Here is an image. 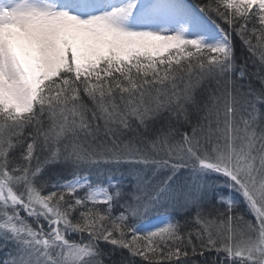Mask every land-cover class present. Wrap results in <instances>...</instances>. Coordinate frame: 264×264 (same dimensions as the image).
<instances>
[{
    "label": "snow or ice",
    "instance_id": "obj_1",
    "mask_svg": "<svg viewBox=\"0 0 264 264\" xmlns=\"http://www.w3.org/2000/svg\"><path fill=\"white\" fill-rule=\"evenodd\" d=\"M0 264H264V0H0Z\"/></svg>",
    "mask_w": 264,
    "mask_h": 264
},
{
    "label": "trees",
    "instance_id": "obj_2",
    "mask_svg": "<svg viewBox=\"0 0 264 264\" xmlns=\"http://www.w3.org/2000/svg\"><path fill=\"white\" fill-rule=\"evenodd\" d=\"M205 255L207 256L208 259H211V255H209V254H205ZM212 255H214V254H212ZM113 259H119V255L114 256Z\"/></svg>",
    "mask_w": 264,
    "mask_h": 264
},
{
    "label": "rangeland",
    "instance_id": "obj_3",
    "mask_svg": "<svg viewBox=\"0 0 264 264\" xmlns=\"http://www.w3.org/2000/svg\"><path fill=\"white\" fill-rule=\"evenodd\" d=\"M160 219H161V217H157V219L154 222L159 223Z\"/></svg>",
    "mask_w": 264,
    "mask_h": 264
}]
</instances>
